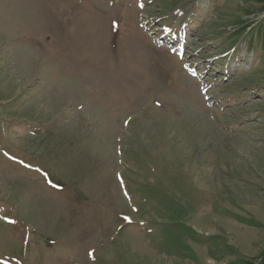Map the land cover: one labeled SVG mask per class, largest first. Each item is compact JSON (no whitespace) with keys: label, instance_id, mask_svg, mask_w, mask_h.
Listing matches in <instances>:
<instances>
[{"label":"rangeland","instance_id":"obj_1","mask_svg":"<svg viewBox=\"0 0 264 264\" xmlns=\"http://www.w3.org/2000/svg\"><path fill=\"white\" fill-rule=\"evenodd\" d=\"M262 18L264 0H0V264H259ZM142 22L185 28L183 61Z\"/></svg>","mask_w":264,"mask_h":264},{"label":"trees","instance_id":"obj_2","mask_svg":"<svg viewBox=\"0 0 264 264\" xmlns=\"http://www.w3.org/2000/svg\"><path fill=\"white\" fill-rule=\"evenodd\" d=\"M254 28L256 33V41L262 54L264 55V18H262L261 21L254 26ZM259 264H264V259Z\"/></svg>","mask_w":264,"mask_h":264},{"label":"bare ground","instance_id":"obj_3","mask_svg":"<svg viewBox=\"0 0 264 264\" xmlns=\"http://www.w3.org/2000/svg\"><path fill=\"white\" fill-rule=\"evenodd\" d=\"M181 45H178L177 47H180ZM180 50V49H179ZM180 52H181V50H180ZM182 53V52H181ZM189 71H192V69L191 68H189Z\"/></svg>","mask_w":264,"mask_h":264},{"label":"snow or ice","instance_id":"obj_4","mask_svg":"<svg viewBox=\"0 0 264 264\" xmlns=\"http://www.w3.org/2000/svg\"><path fill=\"white\" fill-rule=\"evenodd\" d=\"M125 219H127V218H125Z\"/></svg>","mask_w":264,"mask_h":264}]
</instances>
